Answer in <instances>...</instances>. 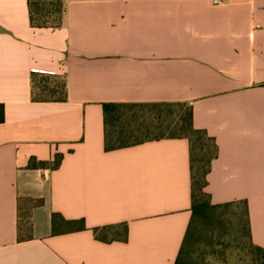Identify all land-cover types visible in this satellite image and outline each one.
<instances>
[{"label":"crops","instance_id":"0c3cea01","mask_svg":"<svg viewBox=\"0 0 264 264\" xmlns=\"http://www.w3.org/2000/svg\"><path fill=\"white\" fill-rule=\"evenodd\" d=\"M42 73L64 78L65 100H32ZM152 101L191 104L218 146L211 202L245 199L264 247V0H65L57 28L31 27L27 0H0V264H174L188 140L104 148L102 103ZM56 154L57 168L27 165ZM53 212L85 228L54 234ZM121 222L125 241L93 234Z\"/></svg>","mask_w":264,"mask_h":264},{"label":"trees","instance_id":"16d2710c","mask_svg":"<svg viewBox=\"0 0 264 264\" xmlns=\"http://www.w3.org/2000/svg\"><path fill=\"white\" fill-rule=\"evenodd\" d=\"M65 0H27L29 24L35 28H57L62 23ZM34 73V72H33ZM46 76V77H42ZM41 77L40 79H37ZM53 80L49 86L48 80ZM61 79V80H60ZM31 98L33 101L66 99L63 77L50 74L31 75ZM35 88L40 93L35 94ZM1 107V106H0ZM104 148L111 150L163 138H186L189 143L191 176V214L174 264H196L194 254L203 230L208 226L233 227L239 237L240 249L244 251V264H264V247L253 242L245 199L213 203L206 191L207 174L211 162L218 155V146L213 136L205 129L193 125L192 106L183 101L152 102H104ZM1 120V119H0ZM61 154L50 161L30 158L29 167L57 168ZM34 204H41L35 200ZM239 205L241 206L238 210ZM30 230L28 219H21L19 230ZM85 228L83 218L67 219L59 212L51 214L52 233H65ZM94 236L104 242L127 239V224L103 225L92 228ZM242 240V243H241Z\"/></svg>","mask_w":264,"mask_h":264},{"label":"rangeland","instance_id":"374dc122","mask_svg":"<svg viewBox=\"0 0 264 264\" xmlns=\"http://www.w3.org/2000/svg\"><path fill=\"white\" fill-rule=\"evenodd\" d=\"M40 78L38 77L37 79ZM48 84L52 86L53 80L49 78ZM34 91L37 95L49 96L47 93H40L37 88ZM240 208L241 206L239 205L238 210ZM239 242V237L234 232L233 227L208 226L203 230L199 244L196 246L195 263L244 264V251L240 249Z\"/></svg>","mask_w":264,"mask_h":264},{"label":"built area","instance_id":"2783aa9c","mask_svg":"<svg viewBox=\"0 0 264 264\" xmlns=\"http://www.w3.org/2000/svg\"><path fill=\"white\" fill-rule=\"evenodd\" d=\"M211 2L216 5L222 3V0H211Z\"/></svg>","mask_w":264,"mask_h":264}]
</instances>
